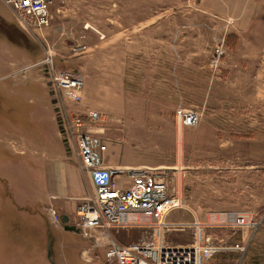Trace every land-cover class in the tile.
<instances>
[{
  "label": "rangeland",
  "instance_id": "1",
  "mask_svg": "<svg viewBox=\"0 0 264 264\" xmlns=\"http://www.w3.org/2000/svg\"><path fill=\"white\" fill-rule=\"evenodd\" d=\"M239 8L253 15H228ZM50 13L42 30L20 27L24 37L0 17V135H23L40 155L59 152L55 101L35 65L47 53L82 76L81 108L108 115L107 162L119 173L156 167L180 192L166 221L182 224L165 229V243L199 233L220 248L203 264H264V0H53ZM0 15L14 24L2 0ZM178 109L197 111L198 123L179 126ZM40 155L0 140V172L14 182L0 178V264L4 250L29 251L30 264H43L44 250L48 264H88L76 213L68 222L53 207L46 215L29 202L33 188L16 183L25 184L22 164L30 188L42 182ZM113 234L123 243L153 237L151 228Z\"/></svg>",
  "mask_w": 264,
  "mask_h": 264
},
{
  "label": "built area",
  "instance_id": "2",
  "mask_svg": "<svg viewBox=\"0 0 264 264\" xmlns=\"http://www.w3.org/2000/svg\"><path fill=\"white\" fill-rule=\"evenodd\" d=\"M13 12L19 27L42 30L52 19L53 0H2ZM40 66L48 80L55 101L57 120L65 143L76 155L79 167L91 183V191L75 207L76 227L90 241V264H203L220 248L203 241L197 233L192 243L171 245L162 240L163 232L172 225L167 215L182 206L180 192L158 168L119 169L107 162V142L103 124L108 115L93 108H81L82 76L58 68L45 53ZM181 127L196 125L199 114L193 109H178ZM119 173V174H118ZM123 175V177H120ZM58 219V214L52 210ZM238 224L243 223L237 218ZM152 229L150 239L123 243L115 239V229ZM200 228V227H199ZM97 247L101 258L92 257Z\"/></svg>",
  "mask_w": 264,
  "mask_h": 264
},
{
  "label": "crops",
  "instance_id": "3",
  "mask_svg": "<svg viewBox=\"0 0 264 264\" xmlns=\"http://www.w3.org/2000/svg\"><path fill=\"white\" fill-rule=\"evenodd\" d=\"M210 1H222V2H247V1H263V0H210ZM261 8V7H260ZM259 8V9H260ZM244 10L243 8H239L238 10H234L233 12H228V15H253L250 9H246L244 12H239ZM219 12V10H218ZM218 12H214L216 15H222ZM1 20L6 24L9 31H14V33H18L19 35L25 36L26 33L17 25L16 22L14 24H10L5 22L4 18L0 15ZM20 31V32H19ZM39 78H43L39 76ZM54 109V119L57 123V137L61 140L62 146H59V152L55 153V155L51 156V153L43 149L44 152L40 155V151H37L35 148H31V143L23 136L17 135L16 138L14 136H9L10 133L4 131V135H0L1 143L4 145L11 146V151L13 153H18L22 155L26 150H29L30 155H40L44 157V179L42 182L35 187H31V178L30 171L26 168V165L22 164L21 171H19V176H21L22 180L25 179V184L22 181H16L22 183V186H28L29 192L32 190V193L38 195V198L34 196V199L29 200V202L39 203L41 210L44 211L47 215L48 208H54L58 214L60 215V221L68 222L70 220V216L75 214V207L79 200L85 197L92 189L90 180L88 176L82 172L79 167L76 155L67 148L65 145V141L63 140L56 116V111ZM110 164V163H109ZM111 166H115V164H110ZM6 167L4 173L0 172V178L6 181L8 188L12 187L11 184L4 176H6ZM15 183V184H16ZM31 193V192H30ZM30 198V196H29ZM19 208V204H17ZM48 218V217H47ZM63 219V220H62ZM50 223L51 220L48 218ZM169 222V221H168ZM178 223V222H172ZM6 258H9L7 264H30V261H25V257H28L31 253L25 250H4L2 252ZM81 254V253H80ZM50 256L48 250H44L41 253L40 259L43 264H48V260L46 259ZM83 259V258H82ZM84 260V259H83ZM86 261V260H85ZM87 262V261H86ZM90 264L89 262H87ZM1 264H4L1 261Z\"/></svg>",
  "mask_w": 264,
  "mask_h": 264
},
{
  "label": "bare ground",
  "instance_id": "4",
  "mask_svg": "<svg viewBox=\"0 0 264 264\" xmlns=\"http://www.w3.org/2000/svg\"><path fill=\"white\" fill-rule=\"evenodd\" d=\"M83 81H84V80H83ZM198 225H199V224H197V226H196V227H197V231L199 230V227H200V226H198Z\"/></svg>",
  "mask_w": 264,
  "mask_h": 264
},
{
  "label": "water",
  "instance_id": "5",
  "mask_svg": "<svg viewBox=\"0 0 264 264\" xmlns=\"http://www.w3.org/2000/svg\"><path fill=\"white\" fill-rule=\"evenodd\" d=\"M63 220V219H62Z\"/></svg>",
  "mask_w": 264,
  "mask_h": 264
}]
</instances>
